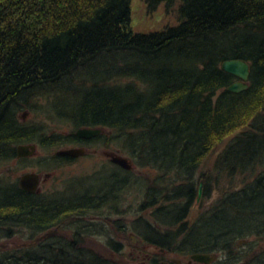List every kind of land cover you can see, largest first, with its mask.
Segmentation results:
<instances>
[{
    "label": "trees",
    "instance_id": "1",
    "mask_svg": "<svg viewBox=\"0 0 264 264\" xmlns=\"http://www.w3.org/2000/svg\"><path fill=\"white\" fill-rule=\"evenodd\" d=\"M130 1L0 0V165L62 166L73 160L54 155L28 165L16 147L74 145L86 141L78 129L99 128L86 143L113 144L134 167L157 172L138 181L114 166L126 176L105 174L95 191L50 198L0 177V246L27 236L23 250L0 252V264H126L93 250L94 224L78 221L103 208L107 219L122 215L134 186L143 188L138 215L130 227L116 219L112 229L156 250L147 264L193 254L264 264V0H144L148 12L177 4L178 24L149 33L132 31ZM230 59L250 67L240 93L226 91L236 80L221 69ZM37 100L74 130L49 134L44 124L22 123L19 113ZM200 184L201 201L219 197L190 222ZM105 244L121 248L112 237Z\"/></svg>",
    "mask_w": 264,
    "mask_h": 264
},
{
    "label": "rangeland",
    "instance_id": "2",
    "mask_svg": "<svg viewBox=\"0 0 264 264\" xmlns=\"http://www.w3.org/2000/svg\"><path fill=\"white\" fill-rule=\"evenodd\" d=\"M176 10L177 4L174 5V7H172V9H170L169 11H166L165 5L161 4L155 11L148 12L144 0H131L130 27L134 32L149 33L160 31L165 27L175 26L178 24ZM33 102L36 103L34 109L24 110L19 113V117L22 123L44 124L45 130H47L46 132L49 134L55 133L66 135L74 130L71 125L55 122L54 115H52V113H49L44 108L47 104V100H37ZM106 133L108 132L106 131ZM232 138L233 136L226 138L221 145L214 149V151L207 157V159H205L204 163L202 164L201 171L207 173L212 168L217 155L224 149V147L230 142V140H232ZM31 144H34L36 146V151L32 156L23 158L17 157V159H31L28 165H34L38 162V160H48L47 162H49L50 157L54 156L57 151L78 147L75 145H67L47 149L35 143ZM117 150L118 149L113 144L110 145L109 148H100L96 145H92L88 148L87 153H85L83 156L78 157L69 163H64L62 166H51V169L46 171H43L42 169L40 170V168H37V166L21 167L18 160H11L0 165V177L4 176V180L13 182L15 180L19 181L20 176L25 173H36L40 175L41 178L38 185V192L36 193L44 194L48 198L54 196L57 193L61 194L60 196H63V194L70 193L71 191L79 193L81 192V190H85L88 188L92 189L93 187V191H95V183L98 184V182L96 181L99 180V177H105V174L116 172L120 173L121 177L126 176L124 172L119 171L118 168L114 167V165L103 154L104 152H108L129 158L128 156H126V154L120 153ZM127 171H131L134 178L138 181H142V179L144 178L147 179L150 177H155V175L157 174V172L153 170L138 169L137 167H134V165L133 169ZM101 181L105 182L103 179ZM106 182L109 181L106 180ZM142 194L143 188L141 189V187L138 186L132 187L131 189L127 190V192L125 191L122 204V209L125 210V213L118 217L116 216V214H114L111 216L109 215L110 217L107 219L106 216H108V211L107 209L103 208L96 213L87 215L86 217H84L85 219H80L81 221H78L79 226H83L85 225V223L90 224V222L91 224H94V226H92L91 228V232L94 235L90 237L89 240H87V244L90 247L94 246L92 247L93 250L95 249L96 252L104 256H109L115 261L119 260L120 262H124L126 264H147L145 262L147 260V256L157 253L156 250L144 246L141 240L132 235V233L128 234L127 232L126 234L124 233L121 235V233H115L114 229H112L114 228L112 225L113 221L120 218H124V223L127 222V225L130 227L129 222L138 215L137 209L142 199ZM218 197V193L214 192L210 199H206L204 201L200 200L201 197L197 199L198 203L191 209L188 220L192 222L199 213L203 212L204 210H208L211 205L218 199ZM22 236L23 237L20 238H14L9 243L1 244L4 248H2L0 252L8 250L10 247H15L16 249L23 250L26 246V243H23L22 241L27 236ZM46 236L50 235L47 234ZM44 237L45 236L40 237L36 240H41V238ZM107 237H112L116 239V241L121 243V248L119 251L113 252L109 248L107 249L105 244ZM215 256L217 260V255ZM119 257L120 259H118ZM164 260L166 262L165 264H168L167 262L171 260H179V264H188L190 258H181L166 255L164 256ZM216 260L210 264H215Z\"/></svg>",
    "mask_w": 264,
    "mask_h": 264
},
{
    "label": "water",
    "instance_id": "3",
    "mask_svg": "<svg viewBox=\"0 0 264 264\" xmlns=\"http://www.w3.org/2000/svg\"><path fill=\"white\" fill-rule=\"evenodd\" d=\"M221 69L233 77L236 81L230 84L226 91L231 93H240L248 88V80L250 76L249 64L241 59H230L222 62ZM103 132L102 129L95 128H80L76 131V136L80 139H92ZM36 151V146L34 144L19 145L16 147V154L18 158L32 156ZM86 153L84 148H69L56 152L57 157H69L76 159L83 156ZM106 156L109 158L110 162L123 170L133 169L132 162L129 158L123 157L113 153H107ZM40 175L36 173H25L19 178V186L30 194L38 192V185L40 183ZM202 194V184L199 186L198 199ZM3 246H0V248ZM216 260L215 255L210 254H193L190 257L188 264H210ZM175 263L179 264V260H175Z\"/></svg>",
    "mask_w": 264,
    "mask_h": 264
},
{
    "label": "flooded vegetation",
    "instance_id": "4",
    "mask_svg": "<svg viewBox=\"0 0 264 264\" xmlns=\"http://www.w3.org/2000/svg\"><path fill=\"white\" fill-rule=\"evenodd\" d=\"M83 140H86V139H83ZM88 140H90V139H88ZM87 141V140H86ZM86 141L85 142H80V143H77V144H74L75 146H78V147H75V148H84L85 150H86V153H87V151H88V148L90 147V144H88V143H86ZM108 152H104L103 154L106 156V154H107ZM106 158L109 160V158L106 156ZM71 159V158H70ZM72 160H74V159H72ZM110 161V160H109ZM114 165V164H113ZM114 166H116V165H114ZM118 167V166H117Z\"/></svg>",
    "mask_w": 264,
    "mask_h": 264
},
{
    "label": "bare ground",
    "instance_id": "5",
    "mask_svg": "<svg viewBox=\"0 0 264 264\" xmlns=\"http://www.w3.org/2000/svg\"><path fill=\"white\" fill-rule=\"evenodd\" d=\"M235 81H236V80H235ZM235 81H234V82H235ZM16 155H17V154H16ZM63 158H65V157H63ZM67 158H69V157H67ZM71 159H73V158H71ZM34 194H35V193H34Z\"/></svg>",
    "mask_w": 264,
    "mask_h": 264
}]
</instances>
